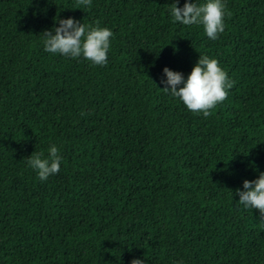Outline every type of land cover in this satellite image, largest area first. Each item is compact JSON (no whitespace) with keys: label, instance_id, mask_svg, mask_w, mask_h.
<instances>
[{"label":"trees","instance_id":"1","mask_svg":"<svg viewBox=\"0 0 264 264\" xmlns=\"http://www.w3.org/2000/svg\"><path fill=\"white\" fill-rule=\"evenodd\" d=\"M174 2L0 0V264H264L236 195L264 172V0H223L216 40ZM67 18L113 32L106 66L44 51ZM199 55L235 81L207 118L160 83ZM52 144L40 181L25 158Z\"/></svg>","mask_w":264,"mask_h":264},{"label":"clouds","instance_id":"2","mask_svg":"<svg viewBox=\"0 0 264 264\" xmlns=\"http://www.w3.org/2000/svg\"><path fill=\"white\" fill-rule=\"evenodd\" d=\"M178 2L175 0L169 7L173 23L202 26L205 35L211 40H216L224 32V18L230 16V12L226 10L223 0H206L202 4L185 0L183 7H177ZM91 3L92 0H77L78 6L91 7ZM56 23L58 27L42 33L45 52L72 59L82 57L94 66H106L113 38L109 28L101 27L98 21L93 26L73 18L57 19ZM162 73L165 79L160 81L164 85L161 90L178 98L193 114H202L205 118L227 98L228 90L235 84L219 66V62L208 55H199L186 79L182 73L168 67H164ZM25 159L39 180L45 181L49 176L59 173L63 158L59 149L52 144L48 148L47 157L43 152H33ZM242 187L243 190H236L238 203L245 209L258 210L261 222L264 223V172H260L257 179L244 180ZM130 264H143V260L132 259Z\"/></svg>","mask_w":264,"mask_h":264}]
</instances>
